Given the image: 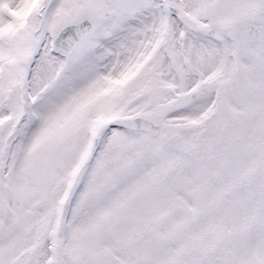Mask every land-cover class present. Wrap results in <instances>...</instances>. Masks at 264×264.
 <instances>
[{"label": "snow or ice", "instance_id": "obj_1", "mask_svg": "<svg viewBox=\"0 0 264 264\" xmlns=\"http://www.w3.org/2000/svg\"><path fill=\"white\" fill-rule=\"evenodd\" d=\"M0 264H264V0H0Z\"/></svg>", "mask_w": 264, "mask_h": 264}]
</instances>
